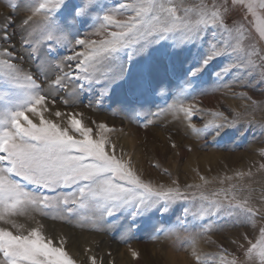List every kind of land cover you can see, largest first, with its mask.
<instances>
[{
  "label": "snow or ice",
  "instance_id": "6c2138e0",
  "mask_svg": "<svg viewBox=\"0 0 264 264\" xmlns=\"http://www.w3.org/2000/svg\"><path fill=\"white\" fill-rule=\"evenodd\" d=\"M95 6L96 0H80L79 4L71 6L65 0H29L26 7L31 14L19 22V40L14 39L15 31H8L16 25L11 13L0 23V40L9 45H0V75L5 77L12 89L0 94V101L6 104L0 111V221L3 222L0 226V264H76L63 247V242L56 245L44 234L41 225L25 228L11 219L13 216L44 209L73 213L70 205L79 203L81 208L94 207L101 219L105 214L112 217L115 212L129 206L133 209L130 214L135 217L153 208L163 213L181 197L178 189L154 190L144 183L126 162L117 158L115 146H112L111 153L106 151L105 139H93V130L84 127L75 114L69 121L70 127H62L44 118V111L47 110L43 107L47 101L44 88L38 83L37 75L26 70L20 62L27 54L28 60L35 62L37 73L47 79L46 68L51 67V60L55 59L54 49L67 41L64 24L74 27ZM9 7L14 12L19 4L16 0H9ZM61 9L67 13L64 24L56 22L55 14ZM117 16L123 18L117 19ZM245 19L250 21V25H245ZM39 26H42L40 36L48 46L47 52L43 53L41 50L45 45L39 44L35 34ZM251 29H255L259 39L264 40V0H199L198 3H190L189 0H128L99 18L98 26L91 33L99 39L75 40V44L83 50L55 65L62 75L49 83V89L59 92L64 90L66 81L74 80L75 84L66 92L68 99L63 101L67 104L69 99L75 102L78 98L84 87L81 80L89 85L99 84L103 91L97 103H101L110 86L126 74L127 66L122 68L117 63L121 53H126L130 64L150 45L168 39L173 40V47L192 43L200 40L201 33L206 30L213 37L219 33L227 39L210 45L202 66L222 55H236L240 64L226 66L217 75L221 77L232 68L243 67V74L249 78L243 86L264 88V56L257 50L255 42H243L246 32L249 40H254ZM232 40L236 41L235 45ZM17 46L20 52L16 51ZM238 53L244 54L243 60ZM72 61H75L74 67ZM62 65L72 71L64 72ZM198 71L199 68L192 75ZM144 83L146 81L142 78L141 88ZM163 92L161 89V94ZM246 98L253 105H264V100ZM52 102L55 103V99ZM38 106H41L39 110ZM179 111L189 115L192 110L181 105L177 109ZM29 114L31 117L38 116V122ZM62 115L59 111L55 112L56 117ZM219 116L223 118L222 123L208 124L202 129L192 124L191 128L197 134L209 128L217 130L218 134L226 125L235 123V119L230 121L223 113ZM105 127L100 125L101 129ZM261 156H264V149ZM261 168L264 169V165ZM27 185L44 192L30 191ZM63 188H75L76 191L61 194L59 190ZM253 191L243 195L233 186L224 191L222 201L201 196L207 203L194 214L196 217L211 219L214 215L231 223L234 228L250 229L254 233L251 239L247 232L242 236L247 240L246 246L238 245L243 249L242 257L233 256L227 260L222 255L220 264H264V192L261 193L260 207H256L252 203ZM45 192L56 194L46 195ZM212 195L217 197L220 193ZM205 227L208 231L212 230L211 224ZM132 256L138 257L139 253L133 250ZM193 256L196 257V264H202L195 246ZM90 264H96L95 256L90 258Z\"/></svg>",
  "mask_w": 264,
  "mask_h": 264
},
{
  "label": "rangeland",
  "instance_id": "374dc122",
  "mask_svg": "<svg viewBox=\"0 0 264 264\" xmlns=\"http://www.w3.org/2000/svg\"><path fill=\"white\" fill-rule=\"evenodd\" d=\"M16 2L19 7L13 12L9 7V0H0V23L3 22L5 16L11 13L16 19V25H12L8 31L9 33L15 31L14 39L19 40V22L31 13L26 7L29 0H16ZM126 2L128 0H96L95 8L90 11L88 16L80 18L74 27L64 24L67 15L66 10L61 9L57 12L55 14L56 22L64 24L67 29V41L64 45L54 49L55 59L51 60V67L46 68L47 79L44 75L37 73L35 62L29 61L27 54H25L24 61L20 63L26 70L37 75L38 83L44 88L43 94L47 96L46 104L43 106L47 108L44 111L45 119L52 120L62 127H70L69 121L72 114H75V118L80 119L84 127L93 130L91 133L93 139L101 137L105 139L106 151L111 153L115 143L117 158L126 162L144 183L149 184L154 190H161V188L164 191L178 189L181 197L163 213L153 208L135 217L130 214L133 209L129 206L115 212L112 217L105 214L101 219L94 207L81 208L77 203L70 205L73 207V213L49 209L32 210L28 215L13 216L11 219L25 228L41 225L44 234L53 239L56 245L59 246L63 242V247L76 261V264H90L92 256L96 257V264H119V261L125 259H128L132 264H171L170 256L172 254L169 251L172 250L179 257L183 256L190 264H196V257L193 256L194 246L202 264H220L222 255L227 260H231L233 256L242 257L243 249L238 245H245V243L247 245V240L242 239L243 235L238 237L227 231V229H240V227L234 228L231 223L223 220L221 222V219L214 215L211 219L194 215L207 203L201 199L202 194L208 196L209 199H216L212 194L220 193L217 199L224 200L223 193L226 189L215 187L195 192L192 190L197 186L199 180L183 184L177 178L174 169L177 160L174 159L175 152L173 150L176 144L172 141V136L175 133L170 131L169 136L164 132L166 131L165 125L168 124L169 120L172 124L176 121L186 124L189 122L190 125L186 126L190 130L189 139L192 140V145L185 146L188 156L193 154V146L198 145L203 148L205 153L218 152L219 150L227 154L244 152L249 154L250 158L258 155L264 162V156H261V150L264 149V127H262L264 125V105H253L246 98V96H250L256 101L264 100V88L253 87L252 85L243 86L249 79L243 74V67L232 68L229 73L221 77L217 75L226 66L240 64L236 55H222L202 66L203 59L209 54L210 45L219 43L221 39H227L226 36L221 37L218 33L216 37H213L212 33L206 30L201 33L200 40L180 44L177 47H173L172 39L164 40L158 44L150 45L143 54L134 57L130 64L127 61L126 53H121L117 63L122 68L127 66L126 74L110 86L108 94L102 98L101 103H97V100L100 99V93L103 91L99 84L89 85L81 80L80 83L84 84V87L79 92L78 98L75 102L69 99L67 104L63 101L68 99L66 92L73 87L74 80L66 81L64 90L59 92H51L49 89V83L54 81L56 76L62 75V72L55 65L60 63L63 58L83 50L81 46L75 44V40L80 38L99 39V37L91 35L98 26L99 18L113 9H118L120 4ZM189 2L198 3L199 0H189ZM65 3L71 6L79 4L80 0H65ZM122 18L117 16V19ZM68 19L70 20V18ZM244 23L246 26L250 25L248 19H245ZM41 31L42 26L35 29L39 44L45 45L41 50L43 53L47 52L48 46L43 37L40 36ZM251 35L254 38L253 41L249 40L246 32L243 42L245 44L255 42L258 51L264 50V40L259 39L255 29H251ZM175 39L178 40L179 37ZM235 42L232 40L233 45ZM0 45L9 46L2 40H0ZM16 51H21L19 46H17ZM229 51L231 52V50ZM260 53L261 56H264V51ZM237 55L240 56L241 60L244 59L243 53ZM259 62L257 59L256 63L259 64ZM65 63L67 62L65 61ZM71 63L74 67L75 61ZM62 67L64 72L72 71L63 65ZM198 68L200 71L192 75ZM142 78L146 81L143 88H141ZM161 89L164 90L163 94H161ZM10 90L12 89L5 77L0 75V94ZM209 95L215 96L210 102H208L209 97H211ZM53 99H55V103L52 102ZM181 105L184 109L190 108L193 111L189 115H185L184 111L177 112ZM5 107V102L0 101V111H3ZM40 108L41 106H38V110ZM56 111L63 115L56 117ZM219 113H223L230 121L235 119V123L231 126L226 125L218 134L217 130L212 128L199 134L191 128L192 124H195L198 129H202L208 124L222 123L223 118L219 116ZM29 115L30 118L38 122V116L31 117V114ZM97 116L110 117L114 121L103 120ZM101 124L106 125V127L101 129ZM128 125H131L133 130L127 129L130 127ZM182 132L184 133V130ZM130 133L132 134L130 135ZM117 134H122V138L133 141V147L140 153L141 159L136 161L133 157L136 154L133 151L130 158L131 155L126 150L117 146L115 141L118 138ZM165 147L171 149V152L163 151L166 149ZM179 159L178 163L182 167H185L189 160L188 157L185 158L184 156ZM139 163H141V169ZM261 165L260 163V166H257V162L254 161L248 163L247 169H241L238 166H229L228 169L235 173L233 175L235 178L243 180L250 173L254 175L258 169L261 170ZM240 169L241 171H239ZM191 173L195 174L196 179L199 178L201 182V172L191 170ZM206 179L211 181L210 179H217V177L210 175L206 176ZM27 188L33 192H44L42 189L37 190L32 185H27ZM235 189L238 193H245L246 195L249 190H254L255 195H261L264 192V189L258 187H236ZM74 191H76L75 188L59 190L61 194H70ZM44 194L55 195L56 193L45 192ZM186 209L187 211H185ZM207 224L212 225L211 231L205 227ZM0 226H3L2 221H0ZM63 227L71 234L68 233L65 236L61 229ZM246 230L247 233L249 232L248 238L251 239L254 233L250 229ZM219 231H223V235L218 239L217 233ZM73 234L77 239H75L76 247L71 239L75 238ZM93 236L103 239L106 243L104 244L105 249L91 243L90 238ZM193 238H195V245H193ZM201 246L204 248L202 249ZM133 250L139 253L138 257L132 256Z\"/></svg>",
  "mask_w": 264,
  "mask_h": 264
},
{
  "label": "bare ground",
  "instance_id": "6f19581e",
  "mask_svg": "<svg viewBox=\"0 0 264 264\" xmlns=\"http://www.w3.org/2000/svg\"><path fill=\"white\" fill-rule=\"evenodd\" d=\"M209 96H211V95H209ZM214 97L215 96L209 97V101L208 102L212 101V99H214ZM193 113H195V112H193ZM195 115H196V113H195ZM97 117H100V119H103V120H105V119L106 120H109L110 119L109 121H114L110 117H106V116H97ZM169 122H170V120H169ZM169 122H167L168 124L165 125V128H166L165 130L166 131H164V132H165L166 135H169V132L170 131H172L173 133H175V135L172 136V138H173L172 141L175 142V144H176V147L173 150L175 152L174 159L177 160L176 162L178 163V161L180 160L179 158L181 156H184L185 158H187V157L189 158L188 161L186 160L187 163H186V166L185 167H182V165H179V163L177 165V163L174 162L176 164V165H174V169H175V172L177 173V178L183 184L184 183L187 184V183H191V182H196V181L199 180L197 186L194 187V189L192 191H195L196 192V191H200L202 189L203 190H206V189H209V188L211 189V188H215V187L225 188V189H232L233 186L235 188L236 187H239V188H245V187L246 188H257L258 187L260 189H264V169L259 170L257 168L258 169V172L257 173H255L254 175H251V173H250L248 176L244 177L245 179H243V180H238L237 178H235L233 176L235 173H232L228 169L229 166H232V167L238 166V168H241V169L242 168H246L247 169L248 163L249 162H254V161L257 162V166H260V163L262 165H264V162L262 161V159H261L260 156L255 155L254 156L255 160H254V158H250L249 154L244 153V152H238V153H235V154H231V153H228L227 154V153L221 152L219 150L218 152H216V151L215 152L214 151H210L208 153L207 152L205 153L202 150L203 148L199 147L198 145H194L193 146V148H194V149L192 148L193 149V154L190 155V156H188V154L185 151V146L186 145H192L191 144L192 140L189 139L190 138V132H189L190 130L187 127V126L190 125V123L187 122V124H186L185 122L176 121L175 123L172 124V122H170V123ZM128 126H130V127H127V129L133 130V128H132L131 125H128ZM182 130H184V133L182 132ZM131 134L132 133H130V135ZM117 136H118V138L115 140L116 143H117V146H119L120 148L126 150L131 155V156L129 155L130 158L132 157V151H133L136 154V155H133L134 159L136 161L139 160V159H141L140 153L136 149H134V147H133V141L128 140L127 138H125V139L122 138V134H119V135L117 134ZM136 136H138V135H136ZM114 145H115V143H114ZM224 148H226V147H224ZM163 151H165L166 153H168V152H171V149L166 148ZM176 155H178V156H176ZM239 162H240V164H239ZM139 167L141 169V163H139ZM241 169L239 171H241ZM191 170H195L197 172H201V174H202V175L200 174V177L202 176L201 177V182H200V179L199 178L196 179V177H195L196 175L195 174H192L191 173ZM233 170H235V169L233 168ZM251 172H252V170H251ZM244 173L247 174L246 172H244ZM196 174H198V173H196ZM210 175L211 176H216L217 179H210L211 181H209V179L207 180L206 179V176H210ZM161 180H164V179H161ZM203 185H204V187H203ZM254 193H256V192H254ZM254 193L252 192V203L256 207H260V204H261V195H255ZM240 194L246 195L245 193H240ZM223 195H224V193H223ZM216 199H217V197H216ZM220 221L222 222V220H220ZM63 228H61L63 230L62 233H64L65 236L68 233L71 234V232L68 231L65 227H63ZM227 231H228V233L234 234L235 236H238V237H241L240 235H244L247 232L246 229H241V228L240 229L239 228H237V229H227ZM222 235H223V231H219L217 233L218 239L221 238ZM73 237H75L74 234H73ZM71 239H72V242H74L73 243L74 246L76 247V243H75L76 240H77L76 237L75 238H71ZM90 240L92 241L91 242L92 244L95 243V245L100 246V248H102V249H105L104 244H106V243L103 241V239L101 237L93 236V237L90 238ZM245 245H246V243H245ZM201 248L203 249L204 246H201ZM75 250H76V248H75ZM75 250H74V252H75ZM204 250H206V249H204ZM169 252L172 254V256H170V258H171L170 259L171 264H190L183 256H180L179 257V255L176 254L175 251L172 250V251H169ZM123 254H121V255L123 256ZM121 255H120V257L122 258ZM166 257H167V255H166ZM119 262H118L119 264H132V263H130V261H128V259H125V260H122V261H119Z\"/></svg>",
  "mask_w": 264,
  "mask_h": 264
}]
</instances>
